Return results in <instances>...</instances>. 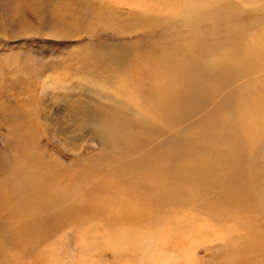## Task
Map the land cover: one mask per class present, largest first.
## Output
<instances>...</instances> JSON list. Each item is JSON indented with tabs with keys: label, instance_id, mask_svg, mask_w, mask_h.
Listing matches in <instances>:
<instances>
[{
	"label": "bare ground",
	"instance_id": "bare-ground-1",
	"mask_svg": "<svg viewBox=\"0 0 264 264\" xmlns=\"http://www.w3.org/2000/svg\"><path fill=\"white\" fill-rule=\"evenodd\" d=\"M195 1L162 0L156 3L158 11H154V6L147 5V8L152 18L156 12L180 15L184 11H196ZM216 1L199 0L198 8L200 4ZM223 1L221 10H217L215 4L208 6L215 8L209 9L211 20H220L223 27L207 25L201 31L191 29L189 37L182 40L185 43L168 38V34L162 41L152 42L156 47L133 51L121 47L111 56L124 60L128 55H136V61L132 62L135 69L116 68L112 80L129 92L133 90L131 84H140L143 91L135 88L142 101L135 99L132 107L125 100L126 96L112 93L113 99L109 100L112 103L105 110L82 104L66 107L75 113V129L86 128L101 144L97 153L84 155L80 152L82 149L68 152H79L76 154L79 162L67 164L65 161L75 160L68 153L61 157L44 147L39 143L40 136L36 142L30 141L37 123L19 119L9 122L12 137L6 138V151H0L3 156L0 179L4 178L3 185L7 188L2 185L3 189L9 190L0 194L3 202L0 209L5 211L4 217L7 215L4 219L0 213V234L8 252L24 250L22 257L33 254L36 258L29 260L31 264H205L202 257L195 258L199 256L198 248L202 243L209 244L211 250L216 249L220 239L227 241L225 249L234 246L232 238L236 226L228 220L229 200L222 197V193L243 185L244 178L237 175L238 161L229 152L216 153L209 164L204 163L200 158L203 144L199 138L204 129L216 134L231 109L241 113V101H231L234 90L220 99L222 109L213 104L209 117L197 119L195 125L192 119L201 106L205 112L208 109L206 97L216 91L208 87L219 86L227 78L221 84L223 87L229 79H235L233 69L238 70L241 63L248 66L239 55V43L247 35L246 31L260 28L264 12L252 17L240 6L248 0ZM187 6L191 8L188 10ZM194 21L199 23V17ZM203 33H207V37ZM194 42H198L195 47ZM221 42L225 45L223 49L219 47ZM212 81L216 84L209 85ZM186 110L194 114L189 113L192 116L188 118L191 131L185 130L182 134L178 129L176 133L170 129L171 122L183 118L181 124H184ZM215 110H228V113L221 118L214 114ZM132 111L140 115L135 120L131 119ZM24 116L30 117L27 113ZM150 117H155L159 123H153ZM255 117L258 116H252ZM64 118V122L71 121ZM258 118L255 126L249 116L243 117L248 137L250 134L259 136L258 133L264 131V119L258 121ZM61 124L59 122V128L65 133L66 124ZM260 137L264 138V133ZM9 153L13 155L12 163L8 159L4 161ZM195 156L200 160L190 162ZM51 163L55 173L49 177L52 174L46 171ZM17 192L20 196L14 195ZM69 224L75 226L73 234L78 236L76 254L75 243L72 250L69 248L67 235L72 234L64 228ZM58 231L61 234L53 239L55 247L47 246L48 251L45 246L49 236L55 237ZM241 250L233 251L224 264L236 262L238 257L241 261L238 264H264V254L250 257L242 255Z\"/></svg>",
	"mask_w": 264,
	"mask_h": 264
},
{
	"label": "rangeland",
	"instance_id": "rangeland-1",
	"mask_svg": "<svg viewBox=\"0 0 264 264\" xmlns=\"http://www.w3.org/2000/svg\"><path fill=\"white\" fill-rule=\"evenodd\" d=\"M198 1H195L194 9L196 11L194 12L193 10L191 13L184 11L180 15L167 13L169 11L163 12V14L156 12L157 15L155 14L152 18L149 8L154 6V11H156L158 9L156 3L162 2V0H0V138L2 139L0 148L3 149L0 151L2 153L6 151V138L12 137V128L9 122L12 123L19 119L20 121L31 120V123H35L34 125L37 123L30 141L36 142L40 136L39 143L54 152L56 151L55 153L61 157L68 152H76L77 149H82L80 152L84 155L97 153L101 144L92 138L86 128L79 130L81 133L75 129V121H73L76 119L75 113L66 107L82 104L105 110L112 103L109 101L110 98L113 99L112 93H118L121 97L122 95L126 96L125 100H128V105H132V107L135 105V99L142 101L140 93L137 91V89L144 90L140 84H131L133 90L129 92L128 90L124 91L125 89L120 88V85L112 80V74L116 68L130 71L135 69L132 62L136 61V55L133 54V57L128 55L124 60H117L111 56L121 47L131 51L148 49L147 46L150 47L156 41H162L168 36V38L182 41L185 37H189L191 29L201 31L207 25H210L211 28L216 25L223 27L224 24L220 20H211L212 15H210L209 9L216 7L217 10H221V4L224 1L207 2L200 4L199 8ZM209 5H214V7L208 8ZM240 6L252 17H258L264 12V0H248V2L241 3ZM186 8L189 10L191 6ZM196 16L199 17V23L194 21ZM246 34L240 40L241 47H238V51L240 57L248 62V66H244L240 62L242 67L238 70L231 68L234 71L232 74L236 75L234 80L229 79L230 81L222 87L221 84L225 82L226 78L219 86L208 87L210 90H216L211 91L206 97V102H208L206 112L209 113H206L201 106L198 109L199 116L197 114L195 116L198 117L194 116L192 119V123L195 125L197 119L202 120L209 117L213 111V104L222 109L220 99L227 97L234 90L235 92L230 98L231 101L234 103L237 100L241 101V113H237L234 109H231L229 113L228 110H215L214 114L221 118L228 113L223 125L216 134L208 133L210 130L204 129L199 138L203 144L200 158L204 163L209 164L216 153L229 152L238 161L237 175L244 178L243 185L222 193V197L229 200L228 220H232L231 222L236 226L232 238V241L234 240L233 249H225L224 243L227 241L223 239L216 242L215 250H211L209 244L202 243L198 248L199 256L195 258L202 257L201 261L205 264H224L227 257L236 252L235 250L238 248L242 249L240 251L242 255L250 257H260L261 254H264V146H262L264 138L260 137L264 131L259 132V136L250 134L248 137L245 134L243 122V117L249 116L250 120L254 121L253 125L256 126L258 117V121L264 119V20L261 21L259 29L246 31ZM203 35L207 37V33H203ZM205 37L202 38L205 40ZM197 43L192 44L197 45ZM219 47L223 49L224 43H219ZM118 61L125 62H122L123 68ZM83 63L87 65H83ZM188 64L191 63L188 62ZM214 84H216L215 81L209 83V85ZM7 108L8 111H6ZM64 111L68 113L66 112V114ZM186 111L184 124H181L183 118H176L181 121L171 122L173 124V126L170 125L171 130L178 133L176 130L180 129L182 134H185V130L187 133L191 131L188 118L192 113L190 110ZM24 113L30 117L24 116ZM189 113L191 114L189 115ZM132 114L134 115L131 119H137L139 114L134 111ZM252 116L258 117L254 119ZM64 117L71 120L66 121L70 122L69 124L63 121ZM150 121L159 123L155 117H150ZM59 122L62 123V126L66 124L64 125V128H67L64 130V132L67 130L65 133H62L59 128ZM176 122L177 124H175ZM3 134L5 135L3 136ZM75 137L77 140L72 139ZM183 138L185 139V137ZM77 153H68L67 155H71V158L75 160L65 162L70 165L78 163ZM12 158V153H9L4 161L8 159L12 163ZM2 159L3 156H0L1 164H3ZM196 160H200L198 156L189 159L190 162ZM46 173L52 174L49 177L55 173L52 163ZM3 182L4 178L0 179V194L9 191L6 190V185H3ZM2 185L5 186V190ZM221 190L219 188L218 192ZM203 191L208 190L203 188ZM15 194L20 196L18 192ZM200 195L205 197L204 193H200ZM40 196L42 197L41 194ZM10 197L12 198V196ZM9 200L6 201L7 205ZM205 200L208 204V200ZM2 203L0 200V205ZM201 204V208L204 210L205 205L202 202ZM1 210L2 215H0L4 217L6 213L3 209ZM6 217L7 215L4 219ZM64 228L65 230L67 228V232L72 234L71 237L67 235L70 239L69 248L72 250V244L75 243L73 251L76 254L78 252V236L73 234L75 226L69 224ZM63 230L59 231L63 232ZM247 230L250 232L249 235ZM59 231L55 237L53 234L49 236L50 240L47 245L46 242H43L47 250L48 247L50 249L55 247L53 239L56 240L59 237L57 236ZM0 237V264H31L29 260L36 258L32 257V253L37 251H33L31 257L30 254L22 257L21 252L24 250L19 253L8 252L7 245L2 240V234ZM219 251L221 252L219 253ZM108 259L111 260V258ZM240 262L238 257V260L232 264Z\"/></svg>",
	"mask_w": 264,
	"mask_h": 264
}]
</instances>
